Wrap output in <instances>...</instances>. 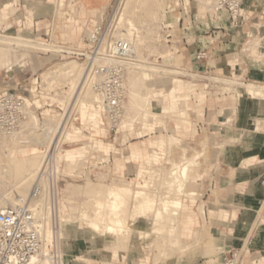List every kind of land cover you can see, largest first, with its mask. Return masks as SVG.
I'll use <instances>...</instances> for the list:
<instances>
[{
	"label": "rangeland",
	"instance_id": "rangeland-1",
	"mask_svg": "<svg viewBox=\"0 0 264 264\" xmlns=\"http://www.w3.org/2000/svg\"><path fill=\"white\" fill-rule=\"evenodd\" d=\"M6 1L7 0H0V12L3 4L7 3ZM28 1L30 2L32 0ZM45 1L46 0H33L32 4L23 6L25 7L27 14L34 11L38 14H44L48 9ZM75 1V4H66V6L74 15L78 16L77 19L81 23L80 26L82 30L78 34L68 33L66 40L67 43L72 46L85 51V49H87V40L89 38L88 32L91 30V26L96 21H99L102 16L103 19L107 17L110 13L111 7L115 9L118 7V4L115 0H107L104 7L96 13H88L85 16L80 17L81 3L83 0ZM17 2L18 0H16V3ZM126 2L128 4L124 5ZM157 2L153 3V7L148 14H145L146 12L144 10L145 8H143V4L141 5L137 3L133 6L134 14L132 13V19L138 27V35L142 40V43L138 45L143 59V62L141 60L140 63L142 65L146 64L151 67L156 66L157 68L171 70L172 72L176 67H187L189 69L192 66V56L196 50L195 47H193V45L196 44V38L193 37L192 32L189 33L187 39L189 40L191 48L189 50L184 49L180 30L177 27V17H182L183 8H185L188 12L193 11L194 13H199L200 17H203V27H205V23L210 25V20L215 14L214 6L216 5L217 0H213L210 4H208L207 0H185V2L184 0H157ZM128 5V0H123L115 16L114 24L118 21L120 14H122L124 8ZM243 9L245 12H253V14L257 16L259 11H264V0H244ZM151 12H154L153 15ZM112 14L113 12L110 14L109 19L113 17ZM165 22L173 23L174 28L172 33L174 36L173 43L175 44L173 46H167L163 42L164 37H162L163 33H161V26ZM9 23L5 22L2 13H0V28L2 25L7 27ZM253 23H256V26H251L256 28L255 32L258 35L256 37H258V40L264 41V19L261 21L255 20ZM249 28L250 26L247 24L243 33H249ZM118 30L121 31V29ZM209 34H202L201 37H199L202 42H211L207 45L209 51L207 62L211 67V72L206 76H212L213 71L215 74L221 75H227L229 73L227 68L221 66L223 58L219 54L222 52V56H225V61L228 62H231V60L236 58L241 62H247V60H250L249 56L251 54L249 52L245 51L243 53H236L231 50V46H224V44H219L214 40L212 41V37H210ZM1 36H5V38L7 36L20 37L13 33H2L0 31V39L2 38ZM244 41L246 42L247 39ZM3 42L6 43L7 41L1 39L0 47L6 46ZM8 45L10 47V43ZM15 45H12L15 49L14 56L11 58L4 54H1L2 56H0V93L12 90L16 87H21L23 90L27 91L32 85L34 75L41 78L40 75L43 72L56 69L57 66L66 64L70 61H75L79 66H82L81 64H83L85 67L84 60L69 58L61 59L51 55L44 56L34 49L23 47L22 50L21 48L24 45ZM252 54H254L253 49ZM28 55L31 56L34 63L31 64L29 62V58H27ZM147 78L149 77L147 76ZM242 78V73L237 72L233 75V80L238 79L241 83ZM177 79L196 84V93H202L205 95L203 103L204 115L202 118H197L194 112V105L197 103L196 95L193 94L187 101H180L178 106V110L185 112L186 118H189L193 124L197 125L198 132L195 137L190 135L182 136V134L175 130L176 126L174 125V121L179 120L180 118L177 113L172 112L170 114H164L161 110H153V102L156 100L154 95L156 93H161L170 86L171 81ZM248 84H252V82L249 81L247 82V85ZM48 85L50 86V84ZM243 85L245 87L246 84ZM222 91L223 90H221L220 87H215L214 84L209 85V89L204 90L202 83H198V80L193 81L189 78H182L175 75L174 72L170 74L154 73L149 87V95L151 96L150 110L151 112L153 111L156 113L158 117L154 119L150 116L141 117V114L136 116L138 112L135 115L132 113V116L130 115L132 118L130 117L128 120L125 118L121 125L122 129L117 133H108L105 131V134L101 133L93 136V138L101 140L103 143L98 141L99 143L97 146L92 148L87 175L82 179H75L74 182L85 183L89 180V182H96V185L97 183L98 185L100 184L99 186H104V184L127 185L134 188L136 191V188L139 187L138 190L142 189V191L146 192L145 194H147L148 197L150 196L155 200L153 209L147 217L146 215H144L145 217H142L143 214L141 215V213L139 215V211L137 214V210L135 208L133 210L131 205L133 201L130 200V202L126 204L125 215L127 218L128 216L133 217V222L130 221V228L133 232L130 234L128 233L129 236L125 235V237H118L116 234H109L106 231L93 234V231L86 222L81 220L82 217L80 211L82 209L88 213L86 215L89 217L96 212L94 211L96 210L94 205L89 202L90 198L88 194L80 191L79 193H74L71 200L66 201L79 208H76V212L74 210L71 212L70 206L65 208V200L61 199V193L65 190L66 184L74 180L71 179L70 176H72L73 172L76 170V167L78 166L77 163L79 164V160L85 156V142L92 141L89 137L93 132H90L89 130H83V133L86 136L82 135L81 141L76 138L77 134H81V129H79L81 125L79 123L82 122L86 127H93V125L102 124V116H95L93 111H91L90 104H88L89 107L87 109L85 107L86 99L83 95L81 94L82 96H78L77 98L76 93L72 94L73 91L68 85L55 86V88L50 90L43 88V95H40L39 98H41L43 104L46 102L53 103V107L50 108L51 112L45 111L44 109L34 112L39 122L42 123L45 120L52 122L53 120L58 121L59 119L61 126L64 123H67V127L73 124L69 130L70 133L66 130L62 134L64 137L61 136L62 139L60 138L61 141H63V147L65 145V148L71 150L67 155H62V146L60 145L57 149L58 161L62 163L64 174V177L60 182V195L55 198L51 196L50 198L49 196L45 197L47 201L49 200L48 203L53 202L54 204V220L50 225V229H52L54 233L53 235L56 234L55 237H53L57 239V234L60 233V231H65L70 236V239L65 242L58 243L55 240L53 243L54 245L52 244L63 256L62 258L65 264H88V262L84 261L85 259L90 260L89 264H221L223 262L226 253L232 246L234 237L238 235L237 230H235V225L243 224L241 223L243 220L236 219V212H230L229 202L226 199H223V196L228 193L229 185H227V181L220 176V173L224 171L220 165L219 158L223 153L225 143H227L226 129L229 127L230 121L234 119L239 99H236L235 97H221L220 95ZM244 91V89H240L236 85L230 87V92L240 93ZM246 91L254 96L251 90L246 89ZM173 97L174 92L170 93V98ZM127 101L126 97L125 103H127ZM156 107H160L159 102H156ZM59 108L63 111H60ZM79 113L81 114V117ZM77 117L78 121L75 120ZM60 122L58 124H60ZM258 122L260 121L258 120ZM156 124H159V126L151 132V135H147L141 139L138 138L136 133L141 131V127L147 129L151 125L153 126ZM258 127H260V124H258ZM132 128L133 130H131ZM58 131L61 132V130ZM160 132L168 136L167 144L162 152L148 144L144 145V148L147 149L150 154L153 151L159 153V157L161 158L160 163H154L151 161L146 163L141 160L135 161L131 158L128 159L130 155V144H137L140 141L149 138V136L159 135ZM17 143L18 142H16V144ZM157 156L155 155V157L152 158L153 161L156 160ZM184 157H187V159L194 158V163L191 164L190 168L193 170V174L197 176V181L192 182L189 180L190 168H188L187 178L180 186L183 187V189L179 187V192H177V188L168 189V182L171 179L170 173L173 165L182 164V158ZM78 158V162L75 161ZM96 158H103L101 165H95ZM118 160L119 162L117 163ZM141 164L146 167L147 173L144 175H141L139 173L140 171H138ZM156 168H158L159 171L157 173H152V169ZM136 176L137 179L133 181L134 183L132 182V185H128L127 182L131 183ZM137 181L140 184L142 183V187L137 184ZM252 182L254 181L252 180L250 183ZM136 185L138 187H136ZM166 185L168 188H165ZM98 187L95 192L100 190L99 192L101 195L99 194V197L104 199V192ZM163 198L164 200H174L178 198L182 200L184 204L189 206V212L199 223L196 228L197 233L184 237L180 236L179 224L177 230H174L175 233L168 232L169 229L171 230V221L169 217L166 220L165 216L162 214L164 216L163 220L158 208L160 207ZM83 203L85 204L83 205ZM80 205L83 208H80ZM58 206L61 207L62 212L67 216L68 222L63 224L59 223V213L57 211ZM181 209L182 205L180 211ZM222 209H227L228 216L226 219L219 216V212ZM209 210H212L214 214L210 216ZM55 213L57 217L55 216ZM167 216L168 215H166V217ZM159 228L163 230L160 231ZM158 229L159 231H156ZM146 233L149 234V237L147 238L143 237ZM169 233L172 234V237ZM259 235V251L264 256V227L260 229ZM93 236L95 237V242L90 241V238L93 239ZM118 238H121V240ZM136 244H139V246L135 248L134 245ZM49 245H47V249ZM78 256L82 257V259L75 261Z\"/></svg>",
	"mask_w": 264,
	"mask_h": 264
},
{
	"label": "built area",
	"instance_id": "built-area-1",
	"mask_svg": "<svg viewBox=\"0 0 264 264\" xmlns=\"http://www.w3.org/2000/svg\"><path fill=\"white\" fill-rule=\"evenodd\" d=\"M32 1L29 4H32ZM115 2L118 7L115 9L111 7L107 17L103 19L102 16L91 26L85 51L72 46L66 40L68 33L73 34V20H77L78 17L69 10L66 4H75V0H46L45 4L48 9L44 14H38L36 11L27 14L24 0H18L10 8L7 17L4 18L6 23H10L7 27L2 25V29L0 28L2 33L19 35L26 41L27 45H24V48L34 49L41 55L84 60V84L90 87L99 100L102 125L108 133H117L122 129L121 125L125 119V74L132 54L131 42L125 38L116 37L119 30L117 22L114 24V19L123 0H115ZM243 3L244 0H217L214 6V17L211 18L210 25L205 23V27H203V17H200L199 13L188 12L185 8H183L182 17L178 18L176 22L184 49L191 48L187 39L191 32L199 31L203 35L210 33L212 41L219 44H229L235 35H239L234 51L236 53L249 52L250 60L241 62L238 58L233 59L226 64L229 70L227 75L215 74L213 71L212 76H206L211 72V67L207 62L209 51L207 48H202L193 54L192 66L189 69L176 67L173 72L182 78L198 80V83H202L204 90L209 89L211 84L220 87L223 90L220 96L224 98L240 99L246 95L251 99L264 100V95L252 96L242 85L251 81L247 77L250 64L264 63V41L258 40L256 32L250 31L244 34L243 27L248 23H253V19L254 21L263 20L264 11H259L255 16L253 12L244 11ZM112 12L113 17L109 19ZM173 28V24L169 22H165L161 26L163 42L167 46L175 45L173 43ZM245 39H247L246 42ZM210 43L206 42V45ZM252 49H255L256 54H252ZM237 72L242 73V83L238 79L233 80V75ZM258 84L264 86L263 83ZM235 85L245 91L230 92V87ZM21 89V87H16L0 93V133H11L21 128V124L29 117L26 101H29L30 109L33 112L43 109L50 110L53 107V103L43 104L39 98L40 95H43V87L42 79L37 75H34L29 90ZM59 110L63 111L61 108ZM253 122L257 125L260 124L257 119ZM66 127L67 123L61 126L60 122L57 131L61 130L62 133ZM257 129L261 131L264 128L260 126ZM85 144V156L79 161L76 170L70 176L71 179H82L87 175L90 155L95 145L92 141H86ZM57 148L59 146L56 141L44 150L39 181L33 186L32 199L39 198L41 195L52 197L60 195V182L64 174L62 163L56 160L55 151ZM95 160V165H101L103 158ZM261 183L264 186V180ZM49 204L54 209L53 202ZM43 248L41 221L35 216L31 203L23 201L17 205L4 204L0 196V264H32L34 256H39V259H47L48 264H65L62 255L52 244L48 246L46 256L42 254ZM262 258L263 255L253 250L252 237L250 236L239 246L230 249L221 264H261Z\"/></svg>",
	"mask_w": 264,
	"mask_h": 264
},
{
	"label": "bare ground",
	"instance_id": "bare-ground-1",
	"mask_svg": "<svg viewBox=\"0 0 264 264\" xmlns=\"http://www.w3.org/2000/svg\"><path fill=\"white\" fill-rule=\"evenodd\" d=\"M212 1L213 0H207L208 4L212 3ZM128 2H129V5L126 6L127 8L125 7L126 10L124 8L122 14H120L118 18V21L116 20L118 29H121V31H119L116 37L118 36V37L125 38L129 40L132 44V54L130 58L131 61L129 62V65L126 69V74H125L126 97L128 100L127 103H124L125 118H127L128 120L132 116V113H134L135 115L138 112L136 116L141 114V117L150 116L156 119L158 115H156V113H154L153 111L151 112L150 110V103H151V96L149 95L150 81L152 80L154 73L155 74H170L173 72L171 70L161 69L159 67L157 68L156 66L151 67L150 65L147 66L146 64L142 65L140 63L141 60L143 62V59H142V54L140 52V47L138 45L142 43V40L138 35V27L136 23L134 22V20L132 19V15L134 14L133 13L134 4H137V3L141 5L143 4L144 5L143 8H145L144 10L146 12L145 14H148L150 12V9H152L153 7V3L157 2V0H128ZM127 4L128 3L126 2V4L124 5H127ZM153 13L154 12H151L152 15ZM7 37L5 38L4 36L1 38L2 40H5L7 42L6 43L3 42V44L5 43L6 46L0 47V56L4 54L7 57L10 56L9 58H11L12 56H14L13 54L15 50L14 47H12V45H15V44H17L18 46L27 45L26 41H24L21 37H15V36H11V37L7 36ZM9 43H10V47L8 45ZM21 49L23 50V46ZM253 52L254 54H256L255 49H253ZM81 65L82 66H79L78 64H76L75 61H70V62H67L66 64L57 66L56 69L43 72L40 75L42 79V87L50 90V89L55 88V86H67L68 85L69 87H71V90L73 91L72 94L76 93L77 98L78 96L81 97L83 95V97L86 99L85 107L88 109L89 107L88 104H90L91 111H93L94 115L97 117H100L101 110L98 105L99 100L93 94L90 87L84 84L85 67L83 64ZM147 76L149 78H147ZM48 84H50V86ZM63 84H66V85H63ZM245 88L247 90H251L253 95H256V96L264 95V86L246 84ZM26 105L28 107L27 110H28L29 117L25 122L21 124V128L11 133H0V196L2 199V203L4 204L17 205L25 200L27 203H31L34 209L35 216L38 217L41 221V231H42L43 242H44V248H43L42 254L46 256L47 245L53 244L55 240L58 243L65 242L68 239H70V236L67 232L60 231V233L57 234V237H56L57 239L54 238L56 234L53 235L54 234L53 230L50 229V225L52 221L54 220L53 208L48 203L49 200L48 201L46 200L45 195H41L39 198L32 199V189H33V186L39 181V171L42 165V158H43L44 150L56 141L58 142V146L60 145L62 146V149H61L62 155H67L68 152L71 150V149L65 148V145L63 147V141H61L62 139L61 136L64 137V135L62 134L66 130L68 131V133H70L69 130L73 124H71L69 127H66L64 131L61 133L60 131H57L58 125H59L58 123L60 122L59 119L58 121L53 120L52 122L45 120L41 123L39 122L38 118L36 117L32 109H30L29 101H26ZM37 105H39L38 102H37ZM45 111L51 112L50 110H45ZM79 115L81 117L80 113ZM77 119L78 117L75 120ZM16 142L18 143L16 144ZM171 142H172V139H171ZM55 156H56L57 162H59L58 156H57V150L55 151ZM182 159H183V162L181 161L182 164L180 163V164L173 165L172 171L170 173L171 179L168 182L169 188L167 185L166 187L164 186L165 188H168V189L177 188V192H179L178 188L182 185V182L185 181L187 178L188 168L191 166V164L194 163L192 162L191 159H187V157L186 158L184 157ZM77 160H79V158L76 159L75 161ZM152 170H153L152 173H157L159 171L158 168L152 169ZM139 171L141 175L142 174L144 175L145 173H147L146 167L144 165L140 166ZM74 181L75 179L72 182H69L66 184L65 190H63V192L61 193V199L65 200L64 207L68 208V206H70L71 212H72L73 210L75 211L76 208L77 209L79 208L75 205L69 204L66 201L71 200L73 194L79 193L80 191L88 194L90 198L89 202H91L94 205L96 209L94 211L96 212L95 214L93 213L94 214L92 215L93 217L87 216L86 214L88 213L84 209L82 210L80 209L81 210L80 213L82 217L81 220H83V222H86V224L93 231V234L100 233L101 231H106L109 234L114 233L118 237L120 236L125 237V235L129 236L128 233L130 234L131 232H133V230H131L130 228V224L131 222H133L132 220L133 217L128 216L127 218V216L125 215L126 204H128L130 200H132L133 203L131 205L133 207V210L135 208L137 210V211L135 210L137 214L139 211V215L141 213V215L143 214L142 217L144 215H146L147 217L148 214L151 213V210L153 209V206L155 203V200L152 197L150 196L148 197V195L145 194L146 192L142 191V189L138 190L139 187L137 185L136 187L138 188H136L137 189L136 191L134 190V188H131L127 185L104 184V186H99L100 184L98 185L97 183V185L99 186L98 187L95 184L96 182L95 183L89 182V180H87V182L85 183H76ZM137 184L141 185L142 183L140 184L137 181ZM97 187L101 189L102 192H104V197H103L104 199L99 197L100 190L99 191L97 190V192H95ZM144 188H145V185H144ZM180 188L183 189V187H180ZM84 204L85 203H83V205ZM81 205H80V208H83L81 207ZM181 205H182L181 200L178 198L174 200H164L163 198V200L161 201L160 207H158L159 211L161 212V215L163 214L166 220L169 217L171 221V227H170L171 230L169 229L168 232L175 233L174 230H177V227L179 224V211H180ZM70 207H69V210H70ZM57 211L59 213L58 215L59 223L63 224V223L68 222V218L62 212L60 206L57 207ZM165 214L168 216L166 217ZM163 215L161 217L164 220ZM55 216H56V213H55ZM159 229L156 231H159ZM162 230L163 229H160V231ZM170 235L172 237V234ZM143 237L147 238L149 237V234L146 233L145 236L143 235ZM157 238H160V237H157ZM119 240H121V238ZM138 246L139 244L134 245V247H138ZM78 257L76 258V260L78 259ZM39 262L41 264H48L47 259H39V256H34L32 258V261H31L32 264H36Z\"/></svg>",
	"mask_w": 264,
	"mask_h": 264
},
{
	"label": "crops",
	"instance_id": "crops-1",
	"mask_svg": "<svg viewBox=\"0 0 264 264\" xmlns=\"http://www.w3.org/2000/svg\"><path fill=\"white\" fill-rule=\"evenodd\" d=\"M51 1V0H49ZM7 3L3 4L1 12L2 16L7 17V13L10 8L13 7V4L16 3V0H7ZM25 5L29 4L28 0H25ZM107 0H83L81 3L80 17L85 16L86 14H94L104 7V4ZM254 21V19L252 20ZM73 34H78L81 32L82 28L80 22L73 20ZM250 28L249 32H255L256 28L251 26H256V23H248ZM247 27V24L243 27V31ZM264 29V28H263ZM264 31V30H263ZM262 31V32H263ZM263 34V33H262ZM193 37L196 38L195 51H198L202 48H208L206 45L207 41H200L202 33L199 31L194 32ZM239 35H235L232 41L229 44H224L231 46V50L234 51L237 39ZM223 59L221 66L227 68V62L225 61V56L223 57V52L219 54ZM29 62L32 64L34 60L30 55L27 56ZM37 62V59H36ZM248 79L254 83L253 85L260 86L264 84V63L250 64L248 69ZM197 88L195 84L185 82L183 80L177 79L170 82L168 86L161 93H156L154 95L155 101L153 102V110H161L164 114H170L175 112L179 115V120L174 121L176 126V131L182 136H192L197 135V125L193 124L189 118H186L185 112L178 110L179 102L188 100L193 94L196 95L197 103L194 105V112L197 118H202L204 115L203 103L205 95L196 93ZM174 92V97L170 98V93ZM256 96V95H254ZM164 97V98H163ZM238 107H236V112L234 114V119L230 121L229 127L226 129V142L224 145V150L219 158L220 165L224 172L220 173L221 177L227 181L229 185L228 193L223 196V199H226L230 204V212H236V219L243 220L241 223L236 224L235 230H237L238 235L234 237L232 241V246L230 249L239 246L247 237H252V248L253 250L262 255L259 251L260 243V229L264 227V186L262 181L264 180V129L259 131L257 123H254V120L260 121V126L264 128V100L263 99H251L246 95H243L238 100ZM156 102L160 103V107H156ZM78 121V119H77ZM81 127V134H75L76 138L81 141V136L84 135L83 130H89L91 136L90 140L94 142V145L102 142L93 138L96 134H105L106 129L102 124L93 125L86 127L84 124L79 123ZM75 125V124H74ZM159 124L151 125L147 129L140 128L141 131L136 133L138 138H143L147 135H151V132L154 131ZM102 127V128H101ZM78 129V130H79ZM133 130V128L131 129ZM146 132V133H145ZM144 133V135H143ZM99 141V142H98ZM168 141V136L159 133V135L149 136V138L144 141H140L137 144H130L129 150L130 155L128 159H133L135 161H148L160 163L161 158L157 151H153L151 154L147 149L144 148V145L148 144L151 147H154L158 151H163ZM103 143V142H102ZM157 156L156 160L153 161V157ZM194 162V158L191 159ZM119 160L117 161V163ZM143 165V164H141ZM140 165V166H141ZM158 165V164H157ZM140 168V167H139ZM138 168V171H139ZM190 168V167H189ZM137 171V176H138ZM131 183L127 182L128 185H132L134 180ZM189 180L192 182L197 181V176L193 174V170L189 171ZM254 181L250 183L251 181ZM133 182V183H132ZM182 202V209L180 212L179 218V232L180 236H188L197 233L196 228L199 223L189 212V206ZM223 202V201H222ZM213 211L209 210V215H213ZM219 216L223 219H226L228 216L227 209H222L219 212ZM232 221V220H231ZM95 237L90 238V241L95 242ZM136 248V247H135ZM135 250V249H132ZM82 257H78L77 260H81ZM84 261L90 263L89 259ZM261 264H264V256L261 260Z\"/></svg>",
	"mask_w": 264,
	"mask_h": 264
}]
</instances>
